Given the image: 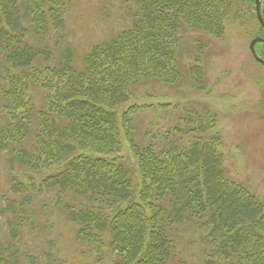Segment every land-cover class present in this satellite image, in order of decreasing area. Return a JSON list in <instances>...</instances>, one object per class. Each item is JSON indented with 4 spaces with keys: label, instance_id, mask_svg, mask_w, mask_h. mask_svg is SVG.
I'll use <instances>...</instances> for the list:
<instances>
[{
    "label": "trees",
    "instance_id": "16d2710c",
    "mask_svg": "<svg viewBox=\"0 0 264 264\" xmlns=\"http://www.w3.org/2000/svg\"><path fill=\"white\" fill-rule=\"evenodd\" d=\"M135 1L140 8L132 26L94 45L79 70L71 65V54L58 66L37 69L46 51L31 46L20 25L29 19L44 33L51 18L58 27L67 0H0V51L6 63L1 113L9 124L0 131V153L6 152L11 172L17 165L39 177L37 187L30 175L31 190L60 200L77 241L92 245L100 259L105 251L112 264H167L175 228L195 221L209 244L203 248L207 264H264V199L227 176L216 148L219 136L205 138L216 128V116L197 114L189 146L140 147L134 118L141 106L132 92L152 80L178 83L183 27L221 41L233 18L244 26L257 23L264 38L255 0ZM199 46L192 76L200 83L205 46ZM256 50L264 59V43ZM32 85L46 92V110L36 118ZM14 181L12 208L5 211L16 216L18 204L25 209L30 195ZM68 198L82 206L63 202ZM10 233L15 238L17 228ZM0 264H20L5 247L1 229Z\"/></svg>",
    "mask_w": 264,
    "mask_h": 264
},
{
    "label": "rangeland",
    "instance_id": "374dc122",
    "mask_svg": "<svg viewBox=\"0 0 264 264\" xmlns=\"http://www.w3.org/2000/svg\"><path fill=\"white\" fill-rule=\"evenodd\" d=\"M66 8L62 24L57 27L50 18L44 33L37 32L29 19L20 21L29 44L46 51L45 57L36 62L37 69L58 66L71 54V65L82 70L90 49L131 27L140 5L135 0H67ZM241 8L248 10L244 3ZM225 28L226 35L221 41L182 28L178 83L167 85L152 80L132 90L141 106L134 118V140L140 147L152 145L157 150L169 142L189 146L197 114L212 113L217 125L205 138L219 136L221 145L216 148L224 157L227 176L264 199V65L256 61L250 50L254 39L264 38L253 21L244 26L232 18ZM200 44L205 48L199 55L203 71L199 83L192 76L196 72L192 67L199 64L196 59ZM5 68L4 54L0 51V86L6 85ZM34 70L28 73H36ZM29 93L36 118L38 111L46 110V92L32 85ZM5 102L0 94V131L9 125L1 113ZM124 148L128 150L126 144ZM123 156L132 168L130 153L125 151ZM9 165L6 152L0 153V229L5 247L20 264H112L108 252L103 251L100 259L101 254H96L92 245L77 241L76 227L69 221L60 200L52 193L31 190L30 175L37 180V187L40 186L37 175L17 166L16 161L14 171L9 170ZM12 177L30 195L25 209L18 204L16 216L6 212L12 208L8 204L13 197ZM65 201L76 204L69 198ZM80 203L79 200L76 206L81 207ZM195 223L191 221L175 228L167 264H207L203 248L209 244L204 231ZM11 227L17 228L15 238H11Z\"/></svg>",
    "mask_w": 264,
    "mask_h": 264
},
{
    "label": "water",
    "instance_id": "95a60500",
    "mask_svg": "<svg viewBox=\"0 0 264 264\" xmlns=\"http://www.w3.org/2000/svg\"><path fill=\"white\" fill-rule=\"evenodd\" d=\"M256 2V13H257V17H258V20L259 22L263 25L264 27V22H263V19H262V13H261V3H260V0H255ZM258 42H264L263 39L261 38H256L254 39L251 44H250V50H251V53L252 55L254 56V58L256 59L257 62H259L260 64L264 65V60L261 59L256 50H255V45L258 43Z\"/></svg>",
    "mask_w": 264,
    "mask_h": 264
}]
</instances>
